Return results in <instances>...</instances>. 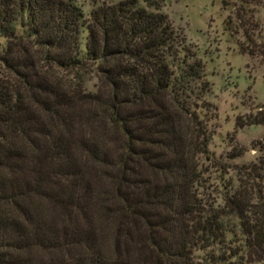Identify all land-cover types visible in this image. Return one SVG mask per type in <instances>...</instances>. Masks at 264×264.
<instances>
[{
	"label": "trees",
	"instance_id": "1",
	"mask_svg": "<svg viewBox=\"0 0 264 264\" xmlns=\"http://www.w3.org/2000/svg\"><path fill=\"white\" fill-rule=\"evenodd\" d=\"M101 1L81 60L70 3L0 0L2 60L16 76L0 81V264L263 261L264 158L234 165L243 148L225 160L208 151L204 65L165 15ZM39 61L95 66L100 87L73 89ZM261 125L264 108L235 129Z\"/></svg>",
	"mask_w": 264,
	"mask_h": 264
},
{
	"label": "rangeland",
	"instance_id": "2",
	"mask_svg": "<svg viewBox=\"0 0 264 264\" xmlns=\"http://www.w3.org/2000/svg\"><path fill=\"white\" fill-rule=\"evenodd\" d=\"M80 13L79 59L86 58V25L101 0H65ZM139 8L167 17L174 31L185 39L205 69L210 92L206 101L213 107L208 123V151L225 160L232 147L243 148L242 156L228 161L248 165L264 158V125L236 130L237 119L244 120L264 108V0H135ZM238 18L240 22H238ZM26 19L15 24V35L25 37ZM7 39L0 37V81L14 83L15 74L3 62ZM27 47L22 40L19 47ZM37 51V50H36ZM40 52V54H39ZM34 57L44 59L39 51ZM34 53V51H33ZM11 65L16 60L10 58ZM39 67L54 80H63L84 93L94 94L100 87L95 66L79 70H58L45 62ZM90 180L97 188L91 175ZM213 182V181H212ZM198 264H206L203 252L195 253ZM264 264V260L259 263Z\"/></svg>",
	"mask_w": 264,
	"mask_h": 264
}]
</instances>
